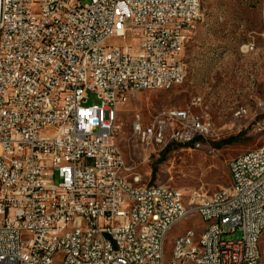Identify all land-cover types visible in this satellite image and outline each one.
I'll return each mask as SVG.
<instances>
[{"label":"built area","instance_id":"built-area-1","mask_svg":"<svg viewBox=\"0 0 264 264\" xmlns=\"http://www.w3.org/2000/svg\"><path fill=\"white\" fill-rule=\"evenodd\" d=\"M199 8L201 0H0V264H42L62 247L66 264H168L164 238L190 220L205 233L195 246L192 228L179 239L178 264H264V144L232 159L231 186L212 194L141 185L116 144L121 111L185 82ZM129 33L130 45L107 46ZM90 92L99 103L89 105ZM134 112L131 140L143 145L163 144L170 131L177 139L166 119L181 124L187 144L212 132L187 111L148 127ZM73 215L88 229L62 236Z\"/></svg>","mask_w":264,"mask_h":264},{"label":"rangeland","instance_id":"rangeland-1","mask_svg":"<svg viewBox=\"0 0 264 264\" xmlns=\"http://www.w3.org/2000/svg\"><path fill=\"white\" fill-rule=\"evenodd\" d=\"M201 1L202 18L189 34L183 85L143 94L138 104L119 114L118 144L134 175L141 178L140 184L167 185L184 194L195 189L212 194L229 188L230 161L264 144V0ZM131 43L129 33L125 40L110 38L107 46L123 48ZM88 102L99 103L97 95L90 92ZM137 108L147 124L171 110L187 111L191 121H208L212 132L194 137L187 145L181 124L165 118L166 125L179 134L177 139L171 138L170 131L163 144L143 145L131 140ZM230 138L236 141L216 147ZM189 228L200 234L204 226L190 220L182 229L177 227L167 239V260L174 237ZM240 237L237 231L224 240Z\"/></svg>","mask_w":264,"mask_h":264},{"label":"bare ground","instance_id":"bare-ground-1","mask_svg":"<svg viewBox=\"0 0 264 264\" xmlns=\"http://www.w3.org/2000/svg\"><path fill=\"white\" fill-rule=\"evenodd\" d=\"M202 2V1H201ZM199 17L200 18H194L192 20V28H194L195 24L199 22L202 18V3L201 8H199ZM181 85L178 83H170L168 86L165 87V90L161 91H167L172 89L173 87ZM133 123H137V112H134L132 122H131V134L133 135ZM138 124L140 127H148V124L145 121L144 116L138 117ZM145 138V130H137V139H144ZM116 144L117 147L120 148L118 144V135L116 137ZM120 153H122L120 149ZM124 155V154H123ZM134 178H140L137 175H134ZM194 203V196H185L184 197V204H192ZM80 225V230H87L89 227V220H81V215H73L70 219H68V226L69 227H62V236H69L70 235V229H77ZM204 229L202 233H198L194 228L192 229V234L190 235L188 239V246H195L196 243L201 240V234L205 233V224H203ZM171 233H167L164 238V260L168 264H178V249H179V239H187L189 235V230H184L179 233L178 238L176 236L173 239V243L171 245V254L170 258L167 260L166 258V243L167 239L170 236ZM69 261V247H62V253L59 257H49V262H45L42 264H53L56 262L57 264H66Z\"/></svg>","mask_w":264,"mask_h":264},{"label":"trees","instance_id":"trees-1","mask_svg":"<svg viewBox=\"0 0 264 264\" xmlns=\"http://www.w3.org/2000/svg\"><path fill=\"white\" fill-rule=\"evenodd\" d=\"M236 141V138H230L227 140H223L222 142H220L219 144H217L216 147L221 148L223 145H231ZM190 145V144H187Z\"/></svg>","mask_w":264,"mask_h":264},{"label":"crops","instance_id":"crops-1","mask_svg":"<svg viewBox=\"0 0 264 264\" xmlns=\"http://www.w3.org/2000/svg\"><path fill=\"white\" fill-rule=\"evenodd\" d=\"M139 101H140V100H139ZM139 101H138V102H139ZM137 104H138V103H137Z\"/></svg>","mask_w":264,"mask_h":264}]
</instances>
